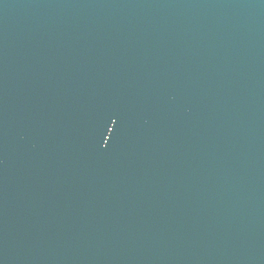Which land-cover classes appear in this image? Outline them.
I'll return each instance as SVG.
<instances>
[{
	"label": "water",
	"instance_id": "1",
	"mask_svg": "<svg viewBox=\"0 0 264 264\" xmlns=\"http://www.w3.org/2000/svg\"><path fill=\"white\" fill-rule=\"evenodd\" d=\"M0 264H264V0H0Z\"/></svg>",
	"mask_w": 264,
	"mask_h": 264
}]
</instances>
